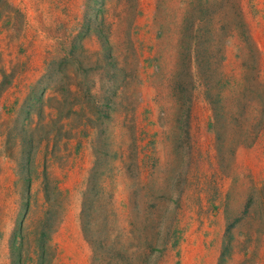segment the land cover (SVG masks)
Wrapping results in <instances>:
<instances>
[{
    "label": "rangeland",
    "instance_id": "rangeland-1",
    "mask_svg": "<svg viewBox=\"0 0 264 264\" xmlns=\"http://www.w3.org/2000/svg\"><path fill=\"white\" fill-rule=\"evenodd\" d=\"M0 264H264V0H0Z\"/></svg>",
    "mask_w": 264,
    "mask_h": 264
}]
</instances>
